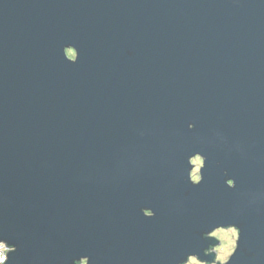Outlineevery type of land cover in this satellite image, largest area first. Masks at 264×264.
Masks as SVG:
<instances>
[{
  "label": "water",
  "instance_id": "95a60500",
  "mask_svg": "<svg viewBox=\"0 0 264 264\" xmlns=\"http://www.w3.org/2000/svg\"><path fill=\"white\" fill-rule=\"evenodd\" d=\"M228 228L264 264V0H0L6 264H212Z\"/></svg>",
  "mask_w": 264,
  "mask_h": 264
},
{
  "label": "clouds",
  "instance_id": "9594fccd",
  "mask_svg": "<svg viewBox=\"0 0 264 264\" xmlns=\"http://www.w3.org/2000/svg\"><path fill=\"white\" fill-rule=\"evenodd\" d=\"M196 163L199 165L201 161L197 159ZM193 179L199 181L200 177L196 174H193ZM215 235L225 241L223 247L210 250L219 253L215 264H228L231 257L236 253L238 247L237 240L239 239V232L236 229H232L229 233H224L221 231L215 233ZM210 251L206 254H210ZM77 264H79V262H77ZM84 264H87V262H84ZM192 264H197V262L194 260L192 261ZM203 264H209V262L205 261L203 262Z\"/></svg>",
  "mask_w": 264,
  "mask_h": 264
},
{
  "label": "rangeland",
  "instance_id": "374dc122",
  "mask_svg": "<svg viewBox=\"0 0 264 264\" xmlns=\"http://www.w3.org/2000/svg\"><path fill=\"white\" fill-rule=\"evenodd\" d=\"M67 55L70 57L71 55H75V52L73 51V50H68L67 51ZM196 159L195 160H193L192 161V164L194 165V169H193V171H192V179H193V174H196V175H198V176H200V164L198 165L197 163H196ZM198 168H199V171H198ZM233 228H231V229H228V230H225V229H222V230H217L215 233H217V232H224V233H229L231 230H232ZM215 233H214V237H216L219 241H220V245H219V247H223L224 246V243H225V241L224 240H222V239H220V238H218L216 235H215ZM238 241V240H237ZM2 244H5V243H2ZM6 245V244H5ZM7 246V245H6ZM9 249V252H8V255H9V253L11 252V251H13V249H11V248H8ZM218 255H219V253H218ZM8 259H9V256H8ZM196 261L197 262V264H201L198 260H196V259H191V260H189V262L188 263H186V264H192V261ZM7 263V262H6Z\"/></svg>",
  "mask_w": 264,
  "mask_h": 264
},
{
  "label": "flooded vegetation",
  "instance_id": "af4514ba",
  "mask_svg": "<svg viewBox=\"0 0 264 264\" xmlns=\"http://www.w3.org/2000/svg\"><path fill=\"white\" fill-rule=\"evenodd\" d=\"M70 58L71 59H74L75 58V55H71L70 56ZM196 160L197 159H199L200 161H201V163H200V170L202 169V167H203V165H204V161L202 160V159H200V158H195ZM195 159H193V160H195ZM192 160V161H193ZM200 177V176H199ZM192 181L195 183V184H197V183H199L200 181H201V177H200V179H199V181H196V180H194V179H192ZM233 185V184H232ZM146 215L147 216H152V214H150L149 212H146ZM228 229H231V228H228ZM228 229H225V230H228ZM233 229H235V228H233ZM219 230H222V229H219ZM237 230V229H236ZM216 232V231H215ZM214 232V233H215ZM239 232V231H238ZM214 233H212L210 236L211 237H214L213 235H214ZM214 238H216V237H214ZM218 240V239H217ZM218 242H219V245H220V241L218 240ZM238 242V241H237ZM219 245L218 246H216V247H211L206 253H208L211 249H215V248H220L219 247ZM212 253H214L215 254V259H214V262L212 263V264H215V262L217 261V257H218V253L216 252V251H210V254H212ZM191 259H196V260H198L197 258H190L189 260H191ZM199 261V260H198ZM84 262H87V261H82V262H80V264H84ZM189 262V261H188ZM200 262V261H199ZM201 264H203L202 262H200Z\"/></svg>",
  "mask_w": 264,
  "mask_h": 264
},
{
  "label": "built area",
  "instance_id": "2783aa9c",
  "mask_svg": "<svg viewBox=\"0 0 264 264\" xmlns=\"http://www.w3.org/2000/svg\"><path fill=\"white\" fill-rule=\"evenodd\" d=\"M9 249L5 244L0 243V264H6L8 261Z\"/></svg>",
  "mask_w": 264,
  "mask_h": 264
},
{
  "label": "snow or ice",
  "instance_id": "6c2138e0",
  "mask_svg": "<svg viewBox=\"0 0 264 264\" xmlns=\"http://www.w3.org/2000/svg\"><path fill=\"white\" fill-rule=\"evenodd\" d=\"M233 184V182H230V186Z\"/></svg>",
  "mask_w": 264,
  "mask_h": 264
},
{
  "label": "bare ground",
  "instance_id": "6f19581e",
  "mask_svg": "<svg viewBox=\"0 0 264 264\" xmlns=\"http://www.w3.org/2000/svg\"><path fill=\"white\" fill-rule=\"evenodd\" d=\"M231 186H233V185H231Z\"/></svg>",
  "mask_w": 264,
  "mask_h": 264
},
{
  "label": "trees",
  "instance_id": "16d2710c",
  "mask_svg": "<svg viewBox=\"0 0 264 264\" xmlns=\"http://www.w3.org/2000/svg\"><path fill=\"white\" fill-rule=\"evenodd\" d=\"M80 264V263H79Z\"/></svg>",
  "mask_w": 264,
  "mask_h": 264
}]
</instances>
